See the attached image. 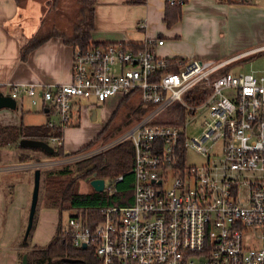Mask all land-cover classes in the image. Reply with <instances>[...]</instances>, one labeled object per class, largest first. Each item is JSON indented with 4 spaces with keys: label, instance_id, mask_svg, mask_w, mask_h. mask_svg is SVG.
Returning a JSON list of instances; mask_svg holds the SVG:
<instances>
[{
    "label": "built area",
    "instance_id": "2783aa9c",
    "mask_svg": "<svg viewBox=\"0 0 264 264\" xmlns=\"http://www.w3.org/2000/svg\"><path fill=\"white\" fill-rule=\"evenodd\" d=\"M163 42L94 44L74 51L71 82L0 91L17 107L25 99L50 105L58 122L49 125L62 132L74 125L76 97H137L147 108L105 147L133 144L131 202L104 207L98 221L70 215L65 230L74 247L91 246L100 264H264V69L226 70L236 57H159L154 44ZM179 110L180 122L165 121ZM197 117L200 132L190 138L186 129ZM47 142L61 146L63 134ZM192 151L201 164L188 162ZM122 180L105 179L104 190L115 193Z\"/></svg>",
    "mask_w": 264,
    "mask_h": 264
},
{
    "label": "crops",
    "instance_id": "0c3cea01",
    "mask_svg": "<svg viewBox=\"0 0 264 264\" xmlns=\"http://www.w3.org/2000/svg\"><path fill=\"white\" fill-rule=\"evenodd\" d=\"M222 1L225 0H186V5L182 7L181 18L168 26L164 21L166 0H144L143 2L96 0L91 40L95 44L110 42L138 47L148 39L156 41L162 39L164 40L162 44H154V52L159 57L186 60L193 58L215 59L218 56L214 51L216 41L209 38L205 39L200 26L204 24L210 29L211 25H215V21L198 17L197 12L194 14L193 11L200 6L202 10L209 9L214 12L216 8L225 5L222 4ZM229 1L231 2V0ZM39 31L45 33L41 21L30 15L25 16L20 0H0V90L17 84L46 85L71 82L74 48L72 45L66 44L61 36L50 37L31 51L26 60H22V46ZM84 100L90 101L91 104L98 102L95 98H74L75 122H79ZM124 100L125 104H129L131 107L128 112L130 117H133L136 109L143 106L137 97L128 98L127 101L126 98H122L119 106ZM26 115L30 117L29 121L25 120ZM35 115L43 116V118L39 121L34 118ZM50 121L58 122V116L53 108L44 104L32 105L29 99H25L23 106L17 107L15 110L9 108L0 110V125L19 126L23 123L31 126H50ZM72 126L63 131L61 146L64 150L66 132L71 130ZM102 130L97 132V135ZM96 136L92 135L79 140L80 144H76L75 147L77 148H73L71 152L80 150L94 140ZM53 147L55 148V146ZM93 152L88 150L80 153L83 156L77 157L82 158ZM20 153L37 154L39 157L35 161H30V158L20 161L18 160ZM55 157L58 156H53L43 149L21 147L19 142L0 147V179L8 174L18 176L21 174L18 172L23 170L21 176L25 179L18 180H26V182L13 180L16 181L13 201L7 209L5 207V194L0 186V264H20V251L22 249L19 247V241L25 233L27 225L36 168L41 170V168L46 167L45 169L48 170L53 167L52 164L54 163L71 162L77 158L71 156L60 160ZM15 158H17L16 162H14ZM57 214L59 215L58 210ZM58 221L59 217H57L56 222L50 224L47 231L41 230L37 226L33 238H31V246L48 244L56 232ZM41 232L45 233L42 234Z\"/></svg>",
    "mask_w": 264,
    "mask_h": 264
},
{
    "label": "trees",
    "instance_id": "16d2710c",
    "mask_svg": "<svg viewBox=\"0 0 264 264\" xmlns=\"http://www.w3.org/2000/svg\"><path fill=\"white\" fill-rule=\"evenodd\" d=\"M81 5L82 16L75 25L71 34L60 31L57 28H51L49 32L36 33L27 43L22 46L21 58L26 60L36 47L44 43L52 36H61L66 44L72 45L74 51H85L92 42V30L94 28V4L96 0H78ZM144 1V0H129ZM182 16V5H172L166 2L164 21L168 26L178 21ZM133 47V46H132ZM142 45L133 47L140 49ZM229 67V66H228ZM227 67L226 70H229ZM126 97V101L128 100ZM190 98V95H186ZM191 101L193 100L190 98ZM125 103V100L121 104ZM141 106V105H140ZM176 104L171 106L164 113L172 112ZM147 108L143 106L134 111L133 117L140 118ZM115 115V114H114ZM114 117V116H113ZM130 113L125 116V122H131L133 118ZM185 117V112L180 111L171 114L169 119L165 121L171 123L180 122ZM113 119V118H112ZM111 121L103 128V130L89 144L82 147L80 150L67 153L63 146H55L53 156L71 157L83 153L90 149L98 141L106 142L109 138L106 135L107 128ZM63 132L60 126L38 125L31 126L20 124L0 125V147L18 143L22 138H34L47 140L50 136H60ZM20 160H25L23 156H19ZM134 164V148L131 140H125L114 144L107 149L90 155L87 158L77 160L73 164L64 165L60 168L50 169L44 172L43 186L41 187L40 196L43 207L55 208L59 212V221L56 232L52 239L45 246H31V236L34 226L27 239H24V234L19 241L20 264L24 254L28 255V264H100V260L95 254V250L89 248H76L72 244L71 236L65 230V225L62 220L65 211H74L70 215L77 214L84 219L98 221L102 216V209L112 204H128L132 200L134 176L131 169ZM93 165V169L87 171L89 166ZM119 168V172L115 177L123 176V180L117 184V191L111 195L106 190L97 192L93 188L90 192L81 193L77 191V184L81 179L96 177L107 178L110 172ZM9 176L1 177L0 186L5 194V207L10 205L14 196V185ZM94 221V222H95ZM36 222V216L34 225ZM67 258L73 261H67Z\"/></svg>",
    "mask_w": 264,
    "mask_h": 264
},
{
    "label": "rangeland",
    "instance_id": "374dc122",
    "mask_svg": "<svg viewBox=\"0 0 264 264\" xmlns=\"http://www.w3.org/2000/svg\"><path fill=\"white\" fill-rule=\"evenodd\" d=\"M20 1L22 2L25 16L30 15L34 19L40 20L45 32H49L51 31V28L55 27L69 35L72 33L75 25L82 16L81 5L78 0ZM222 2V4L225 5L216 8L214 12H211L209 9L202 10L200 9V6L193 11L194 14L197 12L198 17L215 21V25H211L210 29L204 24L200 25L201 33L204 35V38L216 41L214 51L218 56H215V59L224 60L236 57L228 67L230 71H248L251 69L255 72L261 71L264 69V0H257L253 3H242L235 0H231V2L225 0ZM186 3L187 2L183 3L182 7H184ZM225 93H227V91H225ZM121 99L122 97L120 95H116L108 98L104 102H96L94 104H91L90 101L84 100L82 102V111L79 122L76 121L74 126H72L73 128L66 132L64 144L66 152L71 153L73 148H77L75 145L80 144L79 140L92 135L95 137L97 132L103 129L112 118V122L106 131V135H108L109 138L106 142L100 143L101 141H98L90 147L88 150L95 151L91 156L107 149L108 147H105L113 140L120 138L131 127H133L136 123V118L133 117L129 123L125 122V116L130 111L131 107L129 104L125 103L119 106ZM0 110H6V108ZM35 116L36 117L34 118H37L39 121L43 118V116L40 117V115ZM29 119L30 117L26 115L25 120L29 121ZM201 123L202 117H197L189 124L186 129L188 137L192 138L199 134ZM20 155L22 157L24 156L26 159L30 158V161H35V159L39 157L37 154L28 155L26 153H20L19 156ZM81 156H83V154H81ZM85 157L87 158L88 156ZM85 157H77L76 160L71 162L62 161L54 163L52 164L53 167L51 169L73 164L77 160L84 159ZM55 158L64 160L63 158H65V156H58ZM16 160L17 158H15L14 162H16ZM18 160H20V157ZM203 161V157L195 151H192L188 156V162L190 163H196L199 165ZM45 168H41L42 186L44 183V172L50 170ZM20 171L21 172L18 173L22 174L23 170ZM118 172L119 168L113 169L110 172V175L106 178V181L110 183L114 182L116 178L115 176ZM21 174H18V176L15 174H8L7 176L12 180L25 179ZM31 175L33 176V174ZM93 178L79 180L76 188L77 191L81 193L90 192L92 190L91 180ZM19 181L26 182V180H18V182ZM37 209L35 229L32 232L31 238H33L37 226L39 229L47 231L50 224L56 222L57 217H59L55 208L43 207L41 196L39 198ZM73 212L74 211H65L63 213L62 220L64 225L67 224L69 216ZM41 233L43 234L45 232Z\"/></svg>",
    "mask_w": 264,
    "mask_h": 264
},
{
    "label": "water",
    "instance_id": "95a60500",
    "mask_svg": "<svg viewBox=\"0 0 264 264\" xmlns=\"http://www.w3.org/2000/svg\"><path fill=\"white\" fill-rule=\"evenodd\" d=\"M2 108H9L12 110H15L17 108V103L14 98H12L10 95H4L0 91V109ZM19 144L21 147L24 148H39L43 149L47 153L53 154L55 151V148L48 143L45 140L40 139H34V138H22L19 141ZM93 169V165L89 166L86 170L90 171ZM94 178L91 180V186L92 188L97 192L104 191L105 187V179L96 177V174L93 175ZM40 189H41V170L40 168H36L34 172V185L32 190V196H31V202H30V208H29V214L27 219V225L25 228L24 233V239H27L35 221V216L37 213L39 198H40ZM87 245L84 244L83 248H86ZM67 261H73L67 258ZM22 264H28V255L24 254L22 257Z\"/></svg>",
    "mask_w": 264,
    "mask_h": 264
}]
</instances>
